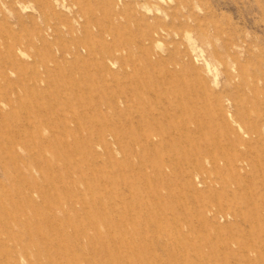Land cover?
Here are the masks:
<instances>
[{"label":"rangeland","instance_id":"374dc122","mask_svg":"<svg viewBox=\"0 0 264 264\" xmlns=\"http://www.w3.org/2000/svg\"><path fill=\"white\" fill-rule=\"evenodd\" d=\"M0 264H264V0H0Z\"/></svg>","mask_w":264,"mask_h":264},{"label":"bare ground","instance_id":"6f19581e","mask_svg":"<svg viewBox=\"0 0 264 264\" xmlns=\"http://www.w3.org/2000/svg\"><path fill=\"white\" fill-rule=\"evenodd\" d=\"M94 27V26H93ZM85 31V30H84ZM88 33V32H87ZM91 33V32H90ZM102 36V35H101ZM84 43V42H83ZM88 43V42H87ZM88 47V49H87V52H88V54H93V53H95V49L93 50L92 48H94V45H93V47H91V46H87ZM95 56V55H94ZM97 58H99V56L97 57ZM101 58V57H100ZM119 201V200H118Z\"/></svg>","mask_w":264,"mask_h":264}]
</instances>
